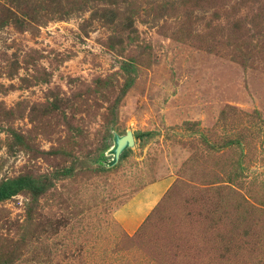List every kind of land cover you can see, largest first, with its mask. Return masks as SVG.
I'll list each match as a JSON object with an SVG mask.
<instances>
[{
  "label": "rangeland",
  "instance_id": "obj_1",
  "mask_svg": "<svg viewBox=\"0 0 264 264\" xmlns=\"http://www.w3.org/2000/svg\"><path fill=\"white\" fill-rule=\"evenodd\" d=\"M5 188L0 264H264V0H0Z\"/></svg>",
  "mask_w": 264,
  "mask_h": 264
},
{
  "label": "trees",
  "instance_id": "obj_2",
  "mask_svg": "<svg viewBox=\"0 0 264 264\" xmlns=\"http://www.w3.org/2000/svg\"><path fill=\"white\" fill-rule=\"evenodd\" d=\"M149 135H151L150 132H145V133H141L140 134L141 137H147ZM6 190H7V188H5L3 190H0V200L4 199V198H6V197H8L10 195V193H7Z\"/></svg>",
  "mask_w": 264,
  "mask_h": 264
},
{
  "label": "water",
  "instance_id": "obj_3",
  "mask_svg": "<svg viewBox=\"0 0 264 264\" xmlns=\"http://www.w3.org/2000/svg\"><path fill=\"white\" fill-rule=\"evenodd\" d=\"M126 141H127L128 143H132V139H131L130 135H128V136L126 137Z\"/></svg>",
  "mask_w": 264,
  "mask_h": 264
},
{
  "label": "crops",
  "instance_id": "obj_4",
  "mask_svg": "<svg viewBox=\"0 0 264 264\" xmlns=\"http://www.w3.org/2000/svg\"><path fill=\"white\" fill-rule=\"evenodd\" d=\"M153 187H155V185H150V186H149L147 189H145V190H149V191H147V192H150V189L153 188ZM145 192H146V191H145ZM147 192H146V193H147ZM142 193H144V192H142Z\"/></svg>",
  "mask_w": 264,
  "mask_h": 264
}]
</instances>
